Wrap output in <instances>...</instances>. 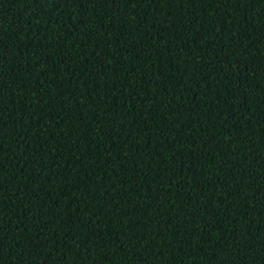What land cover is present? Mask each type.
<instances>
[{"label":"trees","instance_id":"16d2710c","mask_svg":"<svg viewBox=\"0 0 264 264\" xmlns=\"http://www.w3.org/2000/svg\"><path fill=\"white\" fill-rule=\"evenodd\" d=\"M0 264H264V0H0Z\"/></svg>","mask_w":264,"mask_h":264},{"label":"snow or ice","instance_id":"6c2138e0","mask_svg":"<svg viewBox=\"0 0 264 264\" xmlns=\"http://www.w3.org/2000/svg\"><path fill=\"white\" fill-rule=\"evenodd\" d=\"M3 239V236L2 235H0V240H2ZM0 251H2V250H0ZM0 261H2V260H0Z\"/></svg>","mask_w":264,"mask_h":264}]
</instances>
